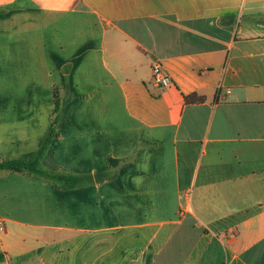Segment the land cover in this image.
I'll return each instance as SVG.
<instances>
[{
  "label": "crops",
  "instance_id": "crops-1",
  "mask_svg": "<svg viewBox=\"0 0 264 264\" xmlns=\"http://www.w3.org/2000/svg\"><path fill=\"white\" fill-rule=\"evenodd\" d=\"M55 91L41 166L107 177L0 171V264H264V0H0V163Z\"/></svg>",
  "mask_w": 264,
  "mask_h": 264
},
{
  "label": "trees",
  "instance_id": "trees-1",
  "mask_svg": "<svg viewBox=\"0 0 264 264\" xmlns=\"http://www.w3.org/2000/svg\"><path fill=\"white\" fill-rule=\"evenodd\" d=\"M54 111L51 122V129L48 135L43 140L39 149L33 154L29 160L17 159L3 161L0 163V171L21 173L38 176L44 180L54 182L64 189H71L81 185L92 184L93 182L104 180L106 174H98L95 176H75L64 172H52L44 169L41 166V160L46 150L48 149L53 138L57 136L56 126L62 116V102L63 99L55 91L53 93ZM114 162H111L113 164Z\"/></svg>",
  "mask_w": 264,
  "mask_h": 264
},
{
  "label": "built area",
  "instance_id": "built-area-1",
  "mask_svg": "<svg viewBox=\"0 0 264 264\" xmlns=\"http://www.w3.org/2000/svg\"><path fill=\"white\" fill-rule=\"evenodd\" d=\"M151 70L153 80L157 85L167 87L171 84L169 76L161 69L159 64H153Z\"/></svg>",
  "mask_w": 264,
  "mask_h": 264
}]
</instances>
